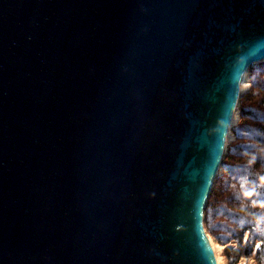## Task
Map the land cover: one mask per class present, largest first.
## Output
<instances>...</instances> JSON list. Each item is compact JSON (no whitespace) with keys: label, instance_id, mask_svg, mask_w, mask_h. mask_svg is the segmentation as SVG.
<instances>
[{"label":"water","instance_id":"95a60500","mask_svg":"<svg viewBox=\"0 0 264 264\" xmlns=\"http://www.w3.org/2000/svg\"><path fill=\"white\" fill-rule=\"evenodd\" d=\"M263 61L264 0H0V264H218L205 208Z\"/></svg>","mask_w":264,"mask_h":264},{"label":"trees","instance_id":"16d2710c","mask_svg":"<svg viewBox=\"0 0 264 264\" xmlns=\"http://www.w3.org/2000/svg\"><path fill=\"white\" fill-rule=\"evenodd\" d=\"M247 73L250 89L240 96L234 140L226 147L204 218L208 235L225 247L228 264L243 256L264 264V61Z\"/></svg>","mask_w":264,"mask_h":264},{"label":"bare ground","instance_id":"6f19581e","mask_svg":"<svg viewBox=\"0 0 264 264\" xmlns=\"http://www.w3.org/2000/svg\"><path fill=\"white\" fill-rule=\"evenodd\" d=\"M250 89V84H249V80L247 78V76L244 77L243 81H242V84H241V92H247L248 90ZM238 117L239 115L236 114L233 121H232V125H236L237 123V120H238ZM229 138V137H228ZM212 246L214 248V251H215V254H216V257H217V261H218V264H225L222 260V255H221V252L222 250L225 249V247L219 245V244H213L212 242ZM250 258V257H249ZM251 262H253L255 264V260L252 259V256H251ZM227 264V263H226Z\"/></svg>","mask_w":264,"mask_h":264},{"label":"rangeland","instance_id":"374dc122","mask_svg":"<svg viewBox=\"0 0 264 264\" xmlns=\"http://www.w3.org/2000/svg\"><path fill=\"white\" fill-rule=\"evenodd\" d=\"M248 78V77H247ZM244 92H242V94H243ZM246 93V92H245ZM238 123V122H237ZM236 123V124H237ZM234 125H232V127H233ZM230 133H231V135L229 136V138H228V141H227V145L229 144V143H231L233 140H234V136H233V133H232V131L230 130ZM211 238V237H210ZM211 240H212V242H213V244H218L213 238H211ZM235 245V243H233V244H230L229 246L230 247H233ZM225 250V249H224ZM224 250H222V252H221V257H222V261L226 264H228V261H227V259H226V257L224 256ZM250 257V258H249ZM252 259H254V256H252ZM255 260V259H254ZM238 264H254L253 262H251V256H243L242 258H241V260H240V262L238 263Z\"/></svg>","mask_w":264,"mask_h":264},{"label":"built area","instance_id":"2783aa9c","mask_svg":"<svg viewBox=\"0 0 264 264\" xmlns=\"http://www.w3.org/2000/svg\"><path fill=\"white\" fill-rule=\"evenodd\" d=\"M249 79V78H248ZM231 135V133H229V136Z\"/></svg>","mask_w":264,"mask_h":264},{"label":"clouds","instance_id":"9594fccd","mask_svg":"<svg viewBox=\"0 0 264 264\" xmlns=\"http://www.w3.org/2000/svg\"><path fill=\"white\" fill-rule=\"evenodd\" d=\"M249 78V77H248Z\"/></svg>","mask_w":264,"mask_h":264}]
</instances>
